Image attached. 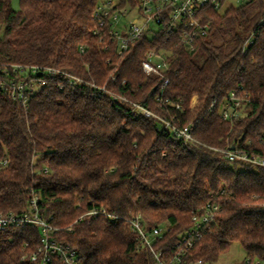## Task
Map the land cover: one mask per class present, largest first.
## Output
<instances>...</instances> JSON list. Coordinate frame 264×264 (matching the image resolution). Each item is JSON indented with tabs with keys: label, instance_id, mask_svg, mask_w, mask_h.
I'll list each match as a JSON object with an SVG mask.
<instances>
[{
	"label": "trees",
	"instance_id": "1",
	"mask_svg": "<svg viewBox=\"0 0 264 264\" xmlns=\"http://www.w3.org/2000/svg\"><path fill=\"white\" fill-rule=\"evenodd\" d=\"M17 1L14 8L12 0H0V81L19 75L12 64L59 67L181 124L195 122L193 136L202 144L186 146L128 102L93 94L85 83L59 88V79L46 77L26 107L0 87V152L8 158L0 169V211L24 210L36 196L57 227L54 235L77 250L81 264H154L128 219L139 215L147 230L165 225L154 246L169 251L192 215L215 202L221 210L188 259L213 263L237 241L246 264L264 260V168L210 148L246 138L254 144L264 128V0L205 8L209 30L193 50L173 32L164 42L161 34L137 39L121 54L92 32L97 0ZM135 3L118 0L119 6ZM152 47L171 51L170 82L162 92L159 78L140 65ZM237 86L248 93L247 112L230 124L207 107ZM192 96L197 102L190 107ZM90 208L117 218L100 212L78 219ZM39 235L33 225L0 232V264H33L20 256L35 248Z\"/></svg>",
	"mask_w": 264,
	"mask_h": 264
},
{
	"label": "built area",
	"instance_id": "2",
	"mask_svg": "<svg viewBox=\"0 0 264 264\" xmlns=\"http://www.w3.org/2000/svg\"><path fill=\"white\" fill-rule=\"evenodd\" d=\"M228 0H136L133 5L119 6L118 1L107 0L97 4L92 18L95 25L92 29L94 35L109 40L114 51L118 54L128 49L129 45L137 39L146 37L155 38L156 35H164L163 42L169 38L170 33H177L179 41L184 44L188 50L195 48L197 39L206 35L209 30V22L203 18V10L212 7L216 10L222 8L223 2ZM241 3L247 0H237ZM260 24H264V13L259 19ZM252 34H250L244 46L251 43ZM109 45L105 44L104 49ZM80 52L84 51L82 45L79 46ZM142 71L147 75H154L161 82L160 92L166 84L170 82L168 76L172 68L171 51L165 47L149 48L140 62ZM12 71L19 75L1 80L0 87L11 96L18 99L26 107L29 96L35 92L43 83L46 77L59 79L58 87L62 88L64 84L77 86L85 83L94 88V93H107L113 99L126 101L131 109L150 116L158 121L160 128L168 129L173 135L180 138L186 146L193 143H201L193 136L195 122L190 121L181 124L179 119L173 115H159L144 105L136 103L126 98L124 95L110 91L105 84H95L92 81L83 80V78L59 67L41 64H12ZM7 72V71H5ZM194 97V96H193ZM156 100L161 103L163 99L156 95ZM192 99V98H191ZM167 104L181 109L179 102L174 103L170 99L165 100ZM248 93L241 86L231 89L221 100H212L208 111H215L218 116L232 124L240 119L247 112L246 104ZM197 102L196 97L190 100V107ZM202 144V143H201ZM234 146L231 148V146ZM221 154L229 161H237L252 166L264 168V128H262L257 137V142L252 143L250 139L243 142L235 141L226 147H210ZM8 164V158L5 153L0 152V169ZM221 210L219 204L215 202H206L195 214L192 215L191 226L184 231L174 242L171 250L163 251L155 248L154 242L161 239L163 226H153L146 229L139 215L128 219L130 230L135 234L139 243L145 246L150 252L154 264H212L203 261L201 258L188 259L189 250L195 240L200 237L201 232L215 222L217 213ZM103 213L107 217L117 218L115 214L108 213L104 209L90 208L78 215V219ZM33 225L40 231L38 244L30 251L23 250L21 259H28L33 264H81L82 260L74 248L63 241L57 239L54 232L57 227L54 226L44 215L37 203V197L32 196L28 206L19 212L0 211V232L11 227H23ZM249 258H244L238 264H246ZM252 264H264V260H251Z\"/></svg>",
	"mask_w": 264,
	"mask_h": 264
},
{
	"label": "rangeland",
	"instance_id": "3",
	"mask_svg": "<svg viewBox=\"0 0 264 264\" xmlns=\"http://www.w3.org/2000/svg\"><path fill=\"white\" fill-rule=\"evenodd\" d=\"M107 0H97L98 4H101ZM112 2H117L118 0H111ZM233 5H239L241 2L237 0H228L226 1ZM12 6L14 8H18V1L12 0ZM196 97V96H194ZM193 96L191 97L193 100ZM197 99V97H196ZM245 257V251L242 246L237 241H232L228 244L227 248L219 255L218 259L213 262L212 264H237Z\"/></svg>",
	"mask_w": 264,
	"mask_h": 264
},
{
	"label": "water",
	"instance_id": "4",
	"mask_svg": "<svg viewBox=\"0 0 264 264\" xmlns=\"http://www.w3.org/2000/svg\"><path fill=\"white\" fill-rule=\"evenodd\" d=\"M234 146L232 145L231 148H233Z\"/></svg>",
	"mask_w": 264,
	"mask_h": 264
}]
</instances>
